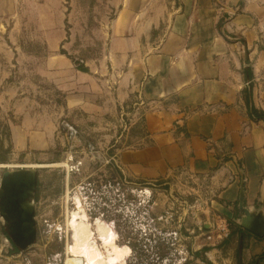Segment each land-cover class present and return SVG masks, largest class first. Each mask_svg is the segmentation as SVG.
Instances as JSON below:
<instances>
[{"label": "crops", "instance_id": "obj_1", "mask_svg": "<svg viewBox=\"0 0 264 264\" xmlns=\"http://www.w3.org/2000/svg\"><path fill=\"white\" fill-rule=\"evenodd\" d=\"M111 5L104 59L90 75L76 74L66 106L87 109L96 118L126 107L132 120L121 137L129 143L111 157L124 178L135 186L190 181L209 202L203 229L214 214L228 221L223 246L201 238L203 232L193 237L189 264H264V236H258L264 233V120L250 117L243 97L247 89L249 107L264 114V0H113ZM71 69L66 57L47 56L39 73L54 81ZM4 79L0 73V88ZM1 102L0 94V108ZM28 121L23 115L10 127L14 149H49L50 136L28 130ZM134 125L139 132L130 135ZM238 228L245 234L240 258L233 232ZM194 253L207 257L201 261Z\"/></svg>", "mask_w": 264, "mask_h": 264}, {"label": "rangeland", "instance_id": "obj_2", "mask_svg": "<svg viewBox=\"0 0 264 264\" xmlns=\"http://www.w3.org/2000/svg\"><path fill=\"white\" fill-rule=\"evenodd\" d=\"M112 1L0 0V73L5 78L0 88V178L5 171L20 168L32 169L37 174L33 202L36 241L26 250L14 253L11 241L3 234L0 218V264H45L50 255L62 253L64 241L54 237L51 227L63 218L66 187L91 174L123 175L113 162L105 165L104 161L114 157L119 147L129 143V138L125 141V137H121L127 133L132 120V115L125 113L126 107L96 118L87 109L79 111L66 106L67 98L72 94V84L79 80L76 74L81 71L78 68L85 70L81 73L90 75V68L99 66L104 59L107 23L115 12ZM47 56L66 57L72 62L73 73L54 81L42 77L40 65ZM81 82L83 84L84 80ZM58 84L61 88L57 87ZM102 103H105L104 98ZM19 112L30 118L28 130L50 136L52 145L49 149H14L10 127L19 123L23 116ZM64 123L77 129L75 139L67 138ZM88 146L94 148L92 153L95 154H89ZM95 155L98 159L92 163ZM75 161L82 162L80 173L70 174L66 181L67 169ZM61 162H66L68 168L52 166ZM153 185L145 187H151L153 212L167 219L164 226L179 230L189 250L195 241L193 237L198 233L203 232L201 238L205 240L207 230L201 224L203 217L210 212L207 211L209 202L203 193L187 180H167ZM131 187L139 189L135 185ZM138 191H128L130 201L140 198ZM193 218L198 219L199 226H194ZM44 219L49 221L50 229L43 226ZM138 223L137 219L130 218L120 226L119 247L126 242L137 244L135 229ZM202 254L198 257L201 261V257H207ZM202 262L207 264L205 260ZM122 264L132 263L125 258Z\"/></svg>", "mask_w": 264, "mask_h": 264}, {"label": "built area", "instance_id": "obj_3", "mask_svg": "<svg viewBox=\"0 0 264 264\" xmlns=\"http://www.w3.org/2000/svg\"><path fill=\"white\" fill-rule=\"evenodd\" d=\"M63 129L68 139H75L78 136L77 129L69 123H64ZM87 150L90 155L95 154L92 153L94 150L92 146H88ZM96 159H98L96 155L92 156L91 162L96 161ZM112 162V158L109 157L105 158L104 164L112 165ZM81 165L82 162L80 161L70 164L67 174H79ZM115 167L118 169L116 165ZM131 186L133 184L124 178L123 175L112 176V174L109 176L91 174L70 187L67 186L64 194L65 208L61 221L56 225L53 223V227H51L48 220H43V226L48 229L50 227L53 228L54 237L59 241H64L63 252L50 255L45 264H64L67 244L72 240L71 228L68 230L66 226L67 219L71 218L72 213H77L78 215H84L85 221L89 224L91 222L94 223L95 212L92 210L95 205H99L105 210L107 220L115 223L117 233L118 229L121 228L120 226L125 225L130 218H135L139 221L135 229L137 233V248H132L130 242H126V245L131 248L126 261L129 260L132 264H187L191 261L193 256L182 240L179 230L164 226V223L167 224V219H164L165 216L157 215L153 212V205L151 204L152 186H136L139 189ZM137 190L141 194L140 198L137 201H130L128 191L134 193ZM146 190L149 191L148 194L145 193ZM145 196L146 199L144 198ZM75 198L79 199V207ZM130 209L132 212H129ZM117 215L119 218H117ZM77 218L78 221L79 217ZM208 224L209 229L206 231L205 240L213 246L222 244L229 237V223L221 215L214 214ZM201 226L203 225L201 224ZM91 228L93 229V226ZM5 241L8 243L7 240ZM116 241L119 243V237Z\"/></svg>", "mask_w": 264, "mask_h": 264}, {"label": "water", "instance_id": "obj_4", "mask_svg": "<svg viewBox=\"0 0 264 264\" xmlns=\"http://www.w3.org/2000/svg\"><path fill=\"white\" fill-rule=\"evenodd\" d=\"M244 46L242 40H238ZM243 55L247 56L244 50ZM245 64L248 65L247 59ZM241 191L243 178L240 171ZM37 185V174L32 169L20 168L5 171L0 178V218L6 236L14 247L22 252L33 245L37 237L35 221L34 193ZM209 229V224H204ZM263 237L264 233L258 234Z\"/></svg>", "mask_w": 264, "mask_h": 264}, {"label": "bare ground", "instance_id": "obj_5", "mask_svg": "<svg viewBox=\"0 0 264 264\" xmlns=\"http://www.w3.org/2000/svg\"><path fill=\"white\" fill-rule=\"evenodd\" d=\"M54 167L68 168L66 162L55 163ZM65 180H69L66 173ZM149 193L148 190L145 192ZM79 207V199L75 198ZM95 221L89 224L84 215L72 213L67 219L66 226L71 228L72 240L67 244L64 264H122L130 253V246L119 247L118 233L113 221L107 220L105 210L95 205ZM77 217L79 220L77 221ZM107 220V221H106ZM93 226V229L91 228Z\"/></svg>", "mask_w": 264, "mask_h": 264}, {"label": "trees", "instance_id": "obj_6", "mask_svg": "<svg viewBox=\"0 0 264 264\" xmlns=\"http://www.w3.org/2000/svg\"><path fill=\"white\" fill-rule=\"evenodd\" d=\"M78 70L79 71H81V72H85V70H83V69H81V68H78ZM244 75H245V79L247 80V81H250L251 79H252V73H251V70H250V68H245L244 69ZM243 97H244V100H245V103H246V105L248 106V108H249V111H250V117L252 118V119H256V120H264V114L263 113H260V112H258L256 109H254L253 107H249V97H250V94H249V91L247 90V89H244L243 90ZM139 123H142V120H140L139 121ZM136 125H137V123H136ZM136 125H134L133 127H131L130 129V135H133V134H135V133H137V132H139V130L137 131V128H134ZM229 226H230V228H231V225L229 224ZM234 233H236V235H237V240H238V245H237V249H236V256H237V258H240L241 257V254H242V250H243V248H244V244H245V234L243 233V231L241 230V229H237V230H234L233 231ZM3 234H4V236L7 238V236H6V234H5V232L3 231ZM257 239H259V238H257ZM224 243L225 242H223L220 246H223L224 245ZM10 244H11V247H12V251L14 252V253H19V251L14 247V245L10 242ZM136 242H135V244H130V246L132 247V248H136ZM163 250H164V248H162ZM199 253H195L194 254V257L195 258H198L199 257ZM260 259L262 260V261H264V254H262L261 256H260ZM191 261H189L187 264H189ZM256 262L254 261V262H251V263H249V264H255Z\"/></svg>", "mask_w": 264, "mask_h": 264}]
</instances>
